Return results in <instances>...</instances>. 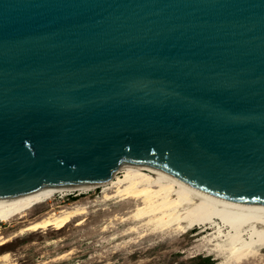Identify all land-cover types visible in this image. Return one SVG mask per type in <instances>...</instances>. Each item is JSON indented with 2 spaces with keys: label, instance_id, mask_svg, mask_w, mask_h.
<instances>
[{
  "label": "water",
  "instance_id": "95a60500",
  "mask_svg": "<svg viewBox=\"0 0 264 264\" xmlns=\"http://www.w3.org/2000/svg\"><path fill=\"white\" fill-rule=\"evenodd\" d=\"M129 163L264 202V0H0V204Z\"/></svg>",
  "mask_w": 264,
  "mask_h": 264
},
{
  "label": "bare ground",
  "instance_id": "6f19581e",
  "mask_svg": "<svg viewBox=\"0 0 264 264\" xmlns=\"http://www.w3.org/2000/svg\"><path fill=\"white\" fill-rule=\"evenodd\" d=\"M95 189H100L107 201L117 198L119 202L132 203L122 221L146 224L153 222L158 228L168 229L174 226L179 233L195 229L200 238L219 242L215 246L220 252L217 253V259H224L222 263L244 264L258 258L264 249V202L197 196L170 182L159 172L145 171L132 163L119 168L111 178L91 187L46 190L0 204V225L16 219L23 223L19 229L20 234L46 230L49 227L60 230L72 219L82 215V208L62 207L58 211L51 209L32 219L29 217L56 196L64 197L72 193L81 195ZM110 190L112 191L109 193ZM76 224L80 225L82 221L79 220ZM5 242L0 232V246ZM7 257V253L1 254L0 260H6Z\"/></svg>",
  "mask_w": 264,
  "mask_h": 264
},
{
  "label": "rangeland",
  "instance_id": "374dc122",
  "mask_svg": "<svg viewBox=\"0 0 264 264\" xmlns=\"http://www.w3.org/2000/svg\"><path fill=\"white\" fill-rule=\"evenodd\" d=\"M131 206L130 201L119 202L117 198L105 200L100 189L81 195L72 193L64 197L56 196L33 212L29 219L51 209L58 211L62 207L82 208L83 214L72 219L60 230L49 227L46 230L26 231L20 234L19 229L23 224L21 221L15 219L7 224H1V236L6 242L0 246V255L7 253L8 257L6 260H0V264H221L223 262L224 259H217L219 250L215 245L219 242H209L205 238H200L195 229L179 233L174 226L168 229L158 228L153 222L146 224L122 221L127 215V208ZM79 220L82 224L77 225ZM244 264H264V249L261 250L258 258Z\"/></svg>",
  "mask_w": 264,
  "mask_h": 264
}]
</instances>
